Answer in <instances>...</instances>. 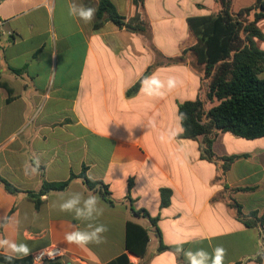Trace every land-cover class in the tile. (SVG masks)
<instances>
[{"label":"crops","instance_id":"crops-1","mask_svg":"<svg viewBox=\"0 0 264 264\" xmlns=\"http://www.w3.org/2000/svg\"><path fill=\"white\" fill-rule=\"evenodd\" d=\"M110 1L121 16L135 14L133 0ZM70 2L98 7V0H0V176L20 190L10 194L0 184V223L7 221L0 237L30 246L20 260L25 264H107L123 254L132 264H174L180 239L185 249L222 246L224 264H264V226L247 227L227 203L231 196L244 214H264V137L220 133L214 161L202 158V140L180 137L179 106L208 92L187 18L215 11V0H145L146 33L108 21L94 29L97 11L84 23L69 16ZM152 74L175 77L177 86L160 97L145 95L141 85L133 91ZM230 156L239 157L222 174L219 158ZM34 157L39 172L26 176L23 164ZM83 167L108 187L113 205L76 178L63 191L41 195L35 206L30 193ZM163 189L171 191L166 207ZM73 191L102 199L103 243L81 248L64 240L74 226H85L53 206ZM132 208L157 218L159 232ZM128 221L149 231L143 257L126 250ZM161 244L168 249L160 251ZM50 246L63 250L57 262L32 261ZM175 264H186L182 254Z\"/></svg>","mask_w":264,"mask_h":264},{"label":"trees","instance_id":"trees-1","mask_svg":"<svg viewBox=\"0 0 264 264\" xmlns=\"http://www.w3.org/2000/svg\"><path fill=\"white\" fill-rule=\"evenodd\" d=\"M145 0H133L135 14L126 18L121 16L110 0H98L97 16L93 27L97 29L104 22H112L121 29L134 33H146L148 22L140 13ZM220 10L205 15L190 16L187 25L196 39L191 48L198 64L204 66V80L208 81V92L205 99L198 98L187 101L179 106V118L183 133L181 138L202 140L203 159L214 161L213 143L220 133L232 135L247 140L264 137V50L258 46V41L264 40V33L259 23L264 21V0H255L249 6L238 11L233 10V0H215ZM144 75L133 87L136 91ZM207 103L212 106L207 108ZM239 156L221 157V171H228ZM87 168L83 167L79 175L72 174L67 181L44 183L38 193H30L38 208L40 196L50 191L65 190L76 178H81L91 190L101 193L111 205L108 187L101 181L91 180L86 176ZM131 181L129 187H131ZM0 184L10 194L20 190L0 176ZM250 190V189H240ZM171 191H161V207L170 202ZM228 205L234 209L238 219L247 227H263L264 214L257 212L244 214L241 205L231 196ZM132 212L147 218L156 232L157 218H153L146 210ZM150 237L148 229L128 221L126 225V250L136 256L143 257L148 249ZM168 249L163 244L159 250ZM0 261L7 264H25L26 261H8L0 255ZM107 264H132L127 255L123 254Z\"/></svg>","mask_w":264,"mask_h":264},{"label":"clouds","instance_id":"clouds-1","mask_svg":"<svg viewBox=\"0 0 264 264\" xmlns=\"http://www.w3.org/2000/svg\"><path fill=\"white\" fill-rule=\"evenodd\" d=\"M96 11V8L83 4H77L75 2L68 4L69 16L78 18L84 23H91ZM176 86L177 81L175 77L170 76L165 81L161 80L158 75L152 74L146 76L141 81L140 90L147 96L160 97L165 95L166 91L173 90ZM176 134L173 131L170 135L175 136ZM39 168V158L34 157L31 163L26 160L23 164L24 174L26 176L38 174ZM53 206L57 207L60 212L73 215L75 220L85 225L83 228L74 226L72 231L65 233L64 240L67 244L84 248L91 244L99 245L104 242V233L108 229L106 225L97 223L105 211L103 201L98 195L90 194L85 196L82 192L73 191L62 196L60 203ZM6 223L7 221L4 220L3 223H0V226H6ZM186 242L183 239L174 241L176 245L175 253L173 254L174 264L176 254H182L186 264H224L227 251L222 246H216L209 252L203 248L196 250L185 249L183 244ZM45 251L49 257H52V252H49L48 249ZM0 252L11 262L12 260H22L28 257L31 253V248L27 243H18L7 237H0Z\"/></svg>","mask_w":264,"mask_h":264},{"label":"built area","instance_id":"built-area-1","mask_svg":"<svg viewBox=\"0 0 264 264\" xmlns=\"http://www.w3.org/2000/svg\"><path fill=\"white\" fill-rule=\"evenodd\" d=\"M46 249H48L49 252H52V257H49L46 253ZM63 256V250L56 246H50L43 249L38 250L32 255V261L34 263H42V262H48V263H55L57 262L61 257Z\"/></svg>","mask_w":264,"mask_h":264},{"label":"rangeland","instance_id":"rangeland-1","mask_svg":"<svg viewBox=\"0 0 264 264\" xmlns=\"http://www.w3.org/2000/svg\"><path fill=\"white\" fill-rule=\"evenodd\" d=\"M255 0H233V10L234 11H238L240 8L242 7H246L251 5L252 3H254ZM216 5L218 6L216 8V10H209L207 11V13L210 12H217L220 10V5L218 3H216ZM208 9H212V7H208ZM259 27L261 28V30L264 32V21H261L259 23ZM258 46L262 49H264V40L263 41H258Z\"/></svg>","mask_w":264,"mask_h":264}]
</instances>
